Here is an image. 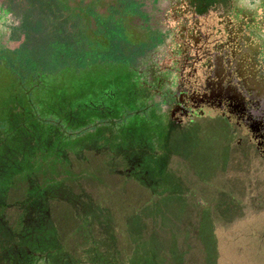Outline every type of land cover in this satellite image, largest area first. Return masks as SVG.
<instances>
[{
    "label": "rangeland",
    "instance_id": "rangeland-1",
    "mask_svg": "<svg viewBox=\"0 0 264 264\" xmlns=\"http://www.w3.org/2000/svg\"><path fill=\"white\" fill-rule=\"evenodd\" d=\"M137 1L0 0V13L14 25L4 51L64 35L79 47L107 48L99 22L113 20L122 51L135 53L126 63L66 67L39 87L26 84L34 112L28 122L86 116L65 137H49L52 153H34V163L44 164L29 172L48 177L54 198L43 210L56 219L43 227L51 244L38 248L49 259L37 264H264V167L248 164L212 128L165 132L168 106L137 84L153 60L142 54L150 28L134 9ZM12 82L0 62L2 99L12 98ZM16 175L0 180L2 224L9 219L4 206L17 200L14 207L29 209L25 193L8 194L27 186V175ZM17 246L0 248V264L13 260Z\"/></svg>",
    "mask_w": 264,
    "mask_h": 264
},
{
    "label": "flooded vegetation",
    "instance_id": "flooded-vegetation-1",
    "mask_svg": "<svg viewBox=\"0 0 264 264\" xmlns=\"http://www.w3.org/2000/svg\"><path fill=\"white\" fill-rule=\"evenodd\" d=\"M178 2L201 5L204 16L184 30L173 56L153 58L138 88L168 106L166 133L212 128L264 167V0ZM218 10L225 14L215 22Z\"/></svg>",
    "mask_w": 264,
    "mask_h": 264
},
{
    "label": "trees",
    "instance_id": "trees-1",
    "mask_svg": "<svg viewBox=\"0 0 264 264\" xmlns=\"http://www.w3.org/2000/svg\"><path fill=\"white\" fill-rule=\"evenodd\" d=\"M99 24L101 28H104V33L109 40L107 48L79 47L75 39L64 35L62 39L54 37L33 48L17 47L0 54L3 67L14 77L11 99H2L6 96L7 89H0V180L18 176L16 174H26L27 177L24 180L27 186L17 188L20 185H16L13 190L8 191V194L10 192L13 195L25 193L20 197H23L29 205L28 210L16 208L14 205L19 202L15 200L12 204L4 206L8 211L9 219L5 221V224L0 223V248L9 242L12 245L18 244V251L12 261L8 258L3 264H37L44 258L49 259L42 254L43 252H39L38 248L51 244V239L47 240L43 234V227L47 219L51 218L55 226L56 219L52 214H45L43 206L54 197L49 190L51 184L48 177H35L29 171L39 167L40 163L44 164L40 160H35V163L33 161L36 159L34 153L37 149H45L52 153L50 145H53V142L49 137L56 134L64 136L69 128H80L86 124L85 115L78 116L75 122L72 114L67 119L59 117L43 119L40 122L36 117L34 122H28L32 121L34 112L28 111L32 87L26 84L31 81L33 87H39L46 76L54 75L66 67L84 69L91 65L130 61L135 53L126 55L119 46L120 41L123 40L120 26L113 20L100 21ZM38 25L39 22L30 28L35 30ZM26 26L27 23H24V28H27ZM142 50L140 49V54ZM44 125L48 126L49 130L53 129L47 136L42 130ZM37 126H40V129ZM19 178L22 176L19 175ZM10 180L11 178L9 182ZM20 182L19 180L17 184ZM58 192L64 193L62 188ZM4 204L5 201L0 200V206ZM7 213H3V218L7 216ZM11 231H14V234Z\"/></svg>",
    "mask_w": 264,
    "mask_h": 264
},
{
    "label": "crops",
    "instance_id": "crops-1",
    "mask_svg": "<svg viewBox=\"0 0 264 264\" xmlns=\"http://www.w3.org/2000/svg\"><path fill=\"white\" fill-rule=\"evenodd\" d=\"M137 2L138 5H134V9L138 12L139 18L149 19L150 28L148 39L143 40L148 42V50L142 51V54L148 53L155 59L173 56L178 51L177 44L182 43L183 37L187 34L184 30H189L194 19L201 20L205 13L201 5H179L178 0ZM222 14L224 15L225 11H213L214 21H219L218 17ZM13 35V23L0 13V53L12 45Z\"/></svg>",
    "mask_w": 264,
    "mask_h": 264
}]
</instances>
